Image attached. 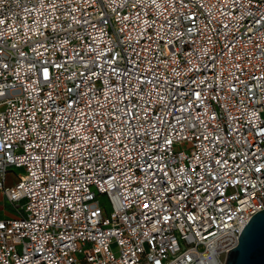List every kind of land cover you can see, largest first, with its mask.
I'll return each mask as SVG.
<instances>
[{"label":"built area","instance_id":"built-area-1","mask_svg":"<svg viewBox=\"0 0 264 264\" xmlns=\"http://www.w3.org/2000/svg\"><path fill=\"white\" fill-rule=\"evenodd\" d=\"M0 197V264H224L264 210V0H0Z\"/></svg>","mask_w":264,"mask_h":264},{"label":"water","instance_id":"water-1","mask_svg":"<svg viewBox=\"0 0 264 264\" xmlns=\"http://www.w3.org/2000/svg\"><path fill=\"white\" fill-rule=\"evenodd\" d=\"M237 238V245L226 251L224 264H264V210L246 221Z\"/></svg>","mask_w":264,"mask_h":264},{"label":"rangeland","instance_id":"rangeland-1","mask_svg":"<svg viewBox=\"0 0 264 264\" xmlns=\"http://www.w3.org/2000/svg\"><path fill=\"white\" fill-rule=\"evenodd\" d=\"M13 171L17 172L18 174L23 173V170H13ZM103 202L106 204L108 211H110V207L105 198H103ZM3 214L15 215L11 205L6 203V201H2L0 203V216H2Z\"/></svg>","mask_w":264,"mask_h":264},{"label":"crops","instance_id":"crops-1","mask_svg":"<svg viewBox=\"0 0 264 264\" xmlns=\"http://www.w3.org/2000/svg\"><path fill=\"white\" fill-rule=\"evenodd\" d=\"M2 201H5L2 197H0V203L2 202ZM9 215L8 214H3L2 216H0V219H2V218H6V217H8Z\"/></svg>","mask_w":264,"mask_h":264}]
</instances>
